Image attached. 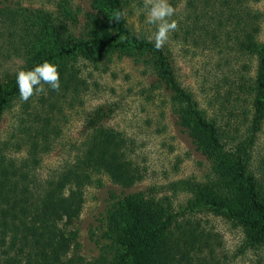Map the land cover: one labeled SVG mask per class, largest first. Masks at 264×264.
Wrapping results in <instances>:
<instances>
[{
    "label": "rangeland",
    "instance_id": "obj_1",
    "mask_svg": "<svg viewBox=\"0 0 264 264\" xmlns=\"http://www.w3.org/2000/svg\"><path fill=\"white\" fill-rule=\"evenodd\" d=\"M7 1L11 8L18 4L24 15L28 10L51 14L57 19L56 23L64 26L66 34L75 36L85 34L88 27H92L91 15L98 13L99 21L101 16L108 19L114 16L109 0ZM147 3L148 0H126L124 12L126 26L133 34L151 37L155 26L146 22ZM251 6L260 11L251 60L241 58L236 61L234 57L226 68L223 63L230 59V52L218 53V50L196 47L191 39L185 42L181 35L174 36L177 28L164 45L178 83L192 93L198 108L204 110L208 118L219 116V98L224 97L228 88L222 79L231 75V67H241L246 62L247 73L254 77L257 59L264 48V0ZM183 9L184 5L180 3L175 13L179 16ZM65 10L67 14H64ZM27 19L35 23L42 21V24L47 20L32 16ZM104 24L93 28L106 29ZM103 34L108 45L102 51L96 50L92 57L79 49L73 50L72 54L58 55L60 43L51 32L35 42L34 48L22 52V47L19 53L0 39V98L7 74L12 75L26 64L30 66L38 53L41 57L37 61L52 62L58 69L69 71L75 79L73 88L68 87V91L61 89L50 97L45 85L44 93L34 94L30 99V112L36 107V111L42 113L39 103L44 99H47L44 108L52 110L47 113L52 119L45 128L47 138L44 143L40 136L33 137V130L22 135L23 125H30L24 113L25 101L20 95L9 99L0 118V145L13 144L6 151L7 158L15 161L26 158L30 146L40 145L45 150L38 154L40 161L34 173L42 178L53 175L72 162L76 148L92 134L85 125L87 115L96 106L111 105L114 113L103 129L121 135L127 146L126 157L138 169L139 177L133 182H113L101 171L88 175L78 216L65 228L70 239L67 256H80L96 264H152L154 251L175 228L193 225L212 238L210 242L215 251L211 264H264L263 249H248L242 230L211 210L213 201L224 204L221 206H232L229 192L237 183L231 177H227V183L221 180L214 164L196 150L179 125L169 98L156 85L147 57L140 51L123 53L126 48L119 49L116 44L126 46L129 45L127 41L107 29ZM48 98H52L50 102ZM239 110L245 111V115H239L235 121L239 128L238 140H241L249 126L250 97ZM34 125L38 131L42 129L41 125ZM253 141L250 169L257 179H261L264 178V123ZM241 183L245 187V182ZM148 205L160 214L151 219L144 215L145 219L139 218V212ZM135 215L137 223L140 221L147 230L142 232L144 227H139L128 234L126 228L133 225Z\"/></svg>",
    "mask_w": 264,
    "mask_h": 264
},
{
    "label": "trees",
    "instance_id": "obj_2",
    "mask_svg": "<svg viewBox=\"0 0 264 264\" xmlns=\"http://www.w3.org/2000/svg\"><path fill=\"white\" fill-rule=\"evenodd\" d=\"M125 1L109 0L114 11L113 18L101 16L99 21L98 13L91 15L89 22L92 27L87 26L85 34L75 36L66 34L64 26L60 22L56 23L57 19L52 18L51 14L43 10H28L24 15L18 4L11 8L10 3L5 0L6 3L0 2V17H3L0 18V39L11 45L15 53H19L22 47V52L34 48L35 42L41 41L45 34L51 32L60 43L58 55L72 54L73 50L79 49L92 57L96 50L99 52L107 47L103 34L107 29L128 42L129 45L126 46L116 44L119 49L126 48L123 53L128 55L129 51H140L145 55L154 72L156 85L169 98L179 125L196 150L214 164L221 180L227 183V177H231L237 183L229 192L232 206H221L224 204L213 201L215 204L211 206V210L242 230L248 249L264 251V178L257 179L250 169L253 139L264 123V48L257 59L253 78L247 73L249 66L246 62L241 67H231V75H225L222 79L228 88L224 97L219 98V116L208 118L205 111L198 108L192 93L178 83L174 68L169 62V51L164 46L156 49L149 42L148 35L133 34L126 26L125 16L116 18L118 12H124ZM257 1L170 0L169 3L175 10L180 3L184 5L180 15L175 13L172 18L176 20L178 29L174 36L181 35L185 42L191 39L201 49L210 48L218 50V53L230 52V59L223 63L226 68H229L228 64L234 57L236 61L241 58L251 60L260 19V11L251 5ZM65 11L64 14H67V10ZM27 16L47 20L43 24L42 21L35 23L34 20L27 19ZM103 22L106 29L93 28L101 27L100 23ZM40 57L41 53L36 54L32 64H26L21 69H30L42 63L43 60L37 61ZM16 72L7 74L2 88L0 118L9 99L19 95ZM58 72L59 91L73 88L74 75L63 68L58 69ZM49 91L50 97L59 92ZM249 97V126L245 137L238 140L239 128L235 121L239 115H245V111L239 109ZM30 99L32 96L23 103L30 125L25 123L20 132L27 135V131L30 134L33 130V137L40 136L44 143L47 138L45 128L52 119L47 113L52 110L44 108V101H47L44 99L39 103L42 113L36 111V107L30 112ZM48 99L50 102L52 98ZM113 113L114 107L111 105H99L92 109L85 119V125L92 130V134L76 148L72 162L49 177H38L34 173L40 161L38 154L45 148L40 145L30 146L26 158L15 161L6 156V151L13 144L5 142L0 145V264H96L85 261L80 256H67L70 239L66 236L65 228L72 218L78 216L87 177L91 172H104L113 182H133L139 177L138 169L126 157L125 140L120 134L103 129ZM34 124L41 125L42 129L38 131ZM227 140H230L229 146ZM19 146L17 144V149H20ZM241 181L245 182V187ZM142 210L138 217L143 219V215L151 219L160 214L151 210L150 205ZM136 216L133 225L126 228L129 230L128 234L139 227H144L142 232L147 230L140 221L137 223ZM211 239L209 234L199 230L197 226H178L154 251L152 264H211L215 251Z\"/></svg>",
    "mask_w": 264,
    "mask_h": 264
},
{
    "label": "clouds",
    "instance_id": "obj_3",
    "mask_svg": "<svg viewBox=\"0 0 264 264\" xmlns=\"http://www.w3.org/2000/svg\"><path fill=\"white\" fill-rule=\"evenodd\" d=\"M145 8L146 22L155 26V32L149 37V42L153 43L156 49H160L168 41L170 33L177 28L176 20L172 19L176 10L169 0H148ZM125 15L126 13L121 11L117 13L116 18L120 19ZM15 79L20 98L24 101L34 94L44 93L45 85L53 91L60 89L58 67L49 61H43L30 69H19Z\"/></svg>",
    "mask_w": 264,
    "mask_h": 264
}]
</instances>
